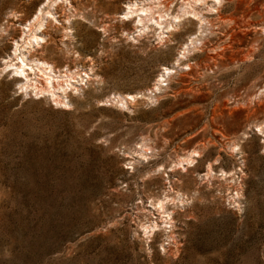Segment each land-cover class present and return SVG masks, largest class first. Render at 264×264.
I'll list each match as a JSON object with an SVG mask.
<instances>
[{"label": "rangeland", "instance_id": "1", "mask_svg": "<svg viewBox=\"0 0 264 264\" xmlns=\"http://www.w3.org/2000/svg\"><path fill=\"white\" fill-rule=\"evenodd\" d=\"M129 1L0 0V264H264V0L163 33ZM15 41L76 73L66 104L4 68Z\"/></svg>", "mask_w": 264, "mask_h": 264}, {"label": "bare ground", "instance_id": "2", "mask_svg": "<svg viewBox=\"0 0 264 264\" xmlns=\"http://www.w3.org/2000/svg\"><path fill=\"white\" fill-rule=\"evenodd\" d=\"M52 3L56 2L57 0H51ZM165 1V3H163ZM172 1V0H171ZM171 1H166L163 0L159 1L158 0V6H157V11L159 12L160 19H153L154 22L162 29L163 32H169V29L171 27H174V22L176 19H179L181 16H184L186 13L192 12L193 15L199 16V11L196 9L197 5L200 4H208V0H187L183 2L180 5V12L181 13H175L171 16H169L170 8L168 7L169 3ZM212 3L209 5V10H214L216 13H219L221 10V4L223 0H211ZM230 2H236L239 0H229ZM253 0H247L248 2H252ZM246 2V1H245ZM59 6V4H58ZM161 6L165 7V9H161ZM58 8V7H57ZM125 12H124V18L129 19L133 15H136L138 17L137 22L142 24V30L144 31V28H150L151 26L148 25L149 20H152L154 17L152 14L153 12V7L150 5H146L145 0H131L128 3L125 4ZM257 14L261 17V20L264 21V7L263 10L260 8H257ZM166 11V12H165ZM165 13V14H164ZM46 14H51V11L49 9L45 10L44 7H41L38 12L35 14L32 20H30L25 27L23 28L22 34L23 38L25 39L28 37V42L27 44L32 46L34 42L37 44H40L41 41H44L45 37L40 34L41 32L44 33L45 29V17H48ZM149 17H148V16ZM167 15V16H166ZM200 19L203 21L209 22V19L205 16H200ZM261 21V22H262ZM206 23V22H205ZM247 23V22H246ZM250 24H247L246 26H249ZM163 29H166L164 31ZM245 29V28H244ZM192 42H196V39L192 38ZM26 52H30V49H28V46L24 45L23 43H19V41H15L14 43V49H13V55L14 58L17 59V62H12L14 59L9 56V60L5 59L4 61V68L12 67L14 71L16 72L15 74L17 75L18 80H20V87L21 88H35L39 92H50V94L53 96V99L56 100L58 103H65L64 97L67 95V87H72L71 79L75 78L76 73L71 71L69 68L66 69V72L64 75H66L68 78L65 79L67 84L66 86L63 84L61 81L60 77H62L61 73H58L55 71V65L47 61L45 59H40V58H32L28 55H26ZM253 54V49L248 50L243 56V60L251 59ZM210 61L215 62V57L213 55L210 56ZM189 68L191 66L189 65ZM164 71L161 73V77L159 80L165 79L164 74L169 73L172 71V67L170 66H165ZM38 71V72H37ZM33 75H35L33 77ZM41 76L43 79V82L40 83L38 79H41ZM54 80L57 82V86L54 84ZM55 88H59L58 93L55 91ZM74 88H77L74 86ZM159 88V87H157ZM135 95L134 94H128L127 96H121L118 95L116 97L117 101H120L121 103H126L128 99H134ZM263 128L260 127L259 130H262ZM189 161H192L191 157L188 158ZM158 207L162 209L165 208V205L163 201H159ZM169 217L168 222H172L170 218V214L167 213L166 218ZM158 224L157 222H154V225L151 224V227H157Z\"/></svg>", "mask_w": 264, "mask_h": 264}]
</instances>
